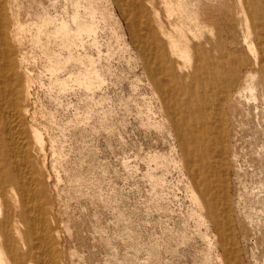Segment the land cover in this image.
<instances>
[{
	"label": "rangeland",
	"instance_id": "obj_1",
	"mask_svg": "<svg viewBox=\"0 0 264 264\" xmlns=\"http://www.w3.org/2000/svg\"><path fill=\"white\" fill-rule=\"evenodd\" d=\"M4 1L58 264H264V73L242 0ZM215 31L241 63L224 107V177L206 189L154 84L171 88L177 74L191 86L189 38L215 42Z\"/></svg>",
	"mask_w": 264,
	"mask_h": 264
},
{
	"label": "bare ground",
	"instance_id": "obj_2",
	"mask_svg": "<svg viewBox=\"0 0 264 264\" xmlns=\"http://www.w3.org/2000/svg\"><path fill=\"white\" fill-rule=\"evenodd\" d=\"M241 2L246 38L255 46L258 71L264 73V0ZM7 20L5 1L0 0V264H58L49 184L42 170L43 141L25 122L29 79L21 77L20 59L16 60ZM215 35V42L208 36L200 41L189 38L191 55L185 74L191 86L185 88L177 74L171 88L157 81L154 84L169 109L168 118L178 135L182 156L187 163L199 164L206 189L209 175L224 177V107L232 86L239 82L241 63V56L226 46L221 31H215ZM213 154L218 155L217 160ZM224 185L217 191L223 197ZM214 203L204 200L219 239L227 242L228 225L216 216ZM227 248L223 246L228 263L231 253Z\"/></svg>",
	"mask_w": 264,
	"mask_h": 264
}]
</instances>
